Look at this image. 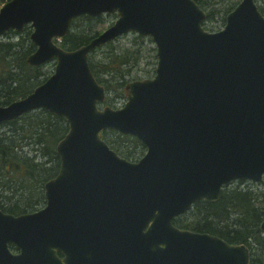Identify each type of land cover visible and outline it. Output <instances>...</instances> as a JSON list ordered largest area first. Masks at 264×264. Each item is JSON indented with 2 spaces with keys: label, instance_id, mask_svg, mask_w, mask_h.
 <instances>
[{
  "label": "water",
  "instance_id": "obj_1",
  "mask_svg": "<svg viewBox=\"0 0 264 264\" xmlns=\"http://www.w3.org/2000/svg\"><path fill=\"white\" fill-rule=\"evenodd\" d=\"M82 15L116 19L64 49L56 41ZM206 17L194 0L0 7V36L32 29L29 65L55 61L30 94L0 105V124L36 109L68 124L56 145L58 173L44 183L45 205L17 215L0 209V264H250L245 244L173 224L196 201L218 200L225 185L264 176V14L255 0H240L215 32L203 27ZM129 33L153 42L154 75L129 81L122 107H100L106 91L89 54ZM107 129L136 137L145 154L121 157L101 137Z\"/></svg>",
  "mask_w": 264,
  "mask_h": 264
},
{
  "label": "trees",
  "instance_id": "obj_2",
  "mask_svg": "<svg viewBox=\"0 0 264 264\" xmlns=\"http://www.w3.org/2000/svg\"><path fill=\"white\" fill-rule=\"evenodd\" d=\"M7 1L0 0V6ZM194 1L206 12V20L217 13L215 8L218 1ZM255 1L257 3V0ZM258 7L264 14V3ZM233 8L232 5L222 9L224 22L226 15ZM206 20L203 23L205 29ZM100 21L102 16L77 17L71 23L66 36L56 42L64 49H76L99 33L95 24ZM28 29L26 27L22 32L9 31L6 35L10 34V38H0V105H7L27 96L43 80L41 77L44 73L41 68L27 63L28 55L35 50L29 39ZM11 37L20 39L16 42L10 41ZM135 37L144 38L139 35ZM104 47L110 50L103 62L94 61L92 54H89L88 61L93 75L107 93L103 105H111L114 100L110 96L116 90L121 91L125 99V85L129 82L130 79L127 78L131 74L126 67H130L132 62L130 57L122 54L126 50H113L111 42L102 46ZM2 127L4 130L0 131V209L16 215L36 211L39 204H45L44 183L56 176L59 170L60 161L56 145L67 133L68 124L64 118L38 109L13 121L1 123L0 129H3ZM102 138L119 155L132 161L139 157L135 149L145 148L138 139L111 129L104 131ZM255 186L259 187L258 184L250 182L230 183L224 186L217 201H197L188 213L191 217L182 221L176 219L175 224L180 228L216 234L229 243H244L250 250V264H264V232L260 229L264 200L262 201ZM11 248L14 249L13 246Z\"/></svg>",
  "mask_w": 264,
  "mask_h": 264
},
{
  "label": "rangeland",
  "instance_id": "obj_3",
  "mask_svg": "<svg viewBox=\"0 0 264 264\" xmlns=\"http://www.w3.org/2000/svg\"><path fill=\"white\" fill-rule=\"evenodd\" d=\"M218 1L215 12L209 20H206V25L208 31L215 32L218 30H221L225 24V22L222 20V9L226 7H231L232 5L235 7L240 0H216ZM264 0H257V5H263ZM228 9V8H227ZM116 19L115 15H103L102 16V21L99 23L95 24V29L97 31L102 32L104 29H106L108 26H110ZM29 29V32H31L30 26H27ZM24 31V30H23ZM136 34L134 33H129V34H124L120 36L119 38L115 39L112 43V49L115 51H125L122 54H124L127 57L131 58L132 64L130 67H126L129 71L130 76H128L127 79L131 80H138V79H144V78H151L154 75V70L156 66V57H155V46L151 39L149 37H144L143 39H136L135 37ZM10 34L6 35L5 33L0 36L2 39H8ZM19 38L11 37L10 41H18ZM104 46V45H103ZM97 49V48H96ZM93 50L90 54L94 55L93 59L94 61L103 62L104 59L107 56V53L109 52L110 48L102 46L98 47L97 50ZM139 51H138V50ZM129 51V52H128ZM94 53V54H93ZM55 66V61L52 60L42 66H40L41 71H43L44 75L41 77L43 79L41 83L45 80V77L48 78L54 70ZM125 68V69H126ZM114 91V90H113ZM121 91L116 90L114 93L110 96L112 100H114V103L110 106L112 108H120L124 105L126 97H122ZM3 128V127H2ZM3 129H0V131H3ZM28 147H26L27 150ZM136 150V155L139 157L136 159L138 160L141 158L144 153H145V148L144 149H135ZM135 160V161H136ZM259 187L255 186L257 188V192L260 193L262 201L264 200V179L261 183H258ZM44 205L39 204V208L36 210L42 208ZM36 207V206H35ZM191 217L188 216L187 218H184L183 220H188ZM193 221V220H192Z\"/></svg>",
  "mask_w": 264,
  "mask_h": 264
},
{
  "label": "flooded vegetation",
  "instance_id": "obj_4",
  "mask_svg": "<svg viewBox=\"0 0 264 264\" xmlns=\"http://www.w3.org/2000/svg\"><path fill=\"white\" fill-rule=\"evenodd\" d=\"M189 211H187L186 213H184L183 215H184V217H183V215L181 214V215H179L178 217H177V219H180L181 221L184 219V218H187L188 216H190L189 214ZM187 214V215H186ZM180 228V227H179ZM181 229H187V228H181ZM190 230V229H189ZM197 232H199V231H197ZM201 233H208V232H201ZM208 234H210V235H216V234H213V233H208ZM216 236H218V235H216ZM59 256L60 257H62V255L61 254H59Z\"/></svg>",
  "mask_w": 264,
  "mask_h": 264
}]
</instances>
